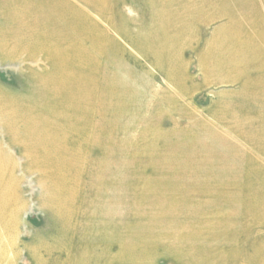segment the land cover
I'll return each instance as SVG.
<instances>
[{
    "label": "rangeland",
    "instance_id": "rangeland-1",
    "mask_svg": "<svg viewBox=\"0 0 264 264\" xmlns=\"http://www.w3.org/2000/svg\"><path fill=\"white\" fill-rule=\"evenodd\" d=\"M29 2L0 3V264H264V0Z\"/></svg>",
    "mask_w": 264,
    "mask_h": 264
},
{
    "label": "bare ground",
    "instance_id": "bare-ground-1",
    "mask_svg": "<svg viewBox=\"0 0 264 264\" xmlns=\"http://www.w3.org/2000/svg\"><path fill=\"white\" fill-rule=\"evenodd\" d=\"M30 0H18V4H12L10 3V0H0L1 6L2 7H8V11L14 15L19 16L20 18L24 19L25 17H29V18H35L38 19V21H43L41 20L42 17H44V12L45 9L44 4L43 3H36L33 4L32 2H29ZM43 2V1H42ZM47 3V2H45ZM22 4L24 6L19 7L18 5ZM48 6V4H45ZM0 6V7H1ZM257 12L259 13L260 16L264 17L262 10L258 9ZM44 13V14H43ZM46 15V14H45ZM19 18V19H20ZM237 19V17H235ZM235 21V19H234ZM233 21V23H234ZM238 21V20H237ZM236 21V22H237ZM232 25V24H231ZM235 25V24H234ZM234 27V26H232ZM234 29V28H232ZM233 31V30H231ZM231 33V32H230ZM231 36V35H230ZM229 36V37H230ZM237 36V35H236ZM232 37V36H231ZM240 38V37H238ZM241 39H243V41L241 42V44L239 43V46L237 45V42H234L233 38H229L227 39V43H226V47H228L229 49H235L238 48L239 49H243V52L246 53L247 51L251 50V53L248 56H245V58H250L253 56H260L259 55V51L261 50V48L263 47V43L260 42L259 40H251L250 37L246 38V37H241ZM38 40H40V38H38ZM238 41V40H237ZM250 41V42H249ZM36 42H37V38H36ZM240 42V41H239ZM45 45V44H44ZM217 45V44H216ZM47 47V46H46ZM50 48L47 47L49 53H51L54 57H58V55L60 54L59 52L61 50H64L63 45L62 44H57V43H51L49 45ZM210 47V46H209ZM214 49H216L215 47H213ZM212 49V48H210ZM225 49V48H224ZM219 50V49H218ZM238 50V49H235ZM225 51V50H224ZM233 51V50H232ZM218 52V51H217ZM212 53V52H211ZM44 54V53H43ZM210 54V53H209ZM240 54V53H239ZM218 55V54H217ZM214 56V55H213ZM249 61V59H248ZM60 62V61H59ZM1 163V160H0Z\"/></svg>",
    "mask_w": 264,
    "mask_h": 264
}]
</instances>
